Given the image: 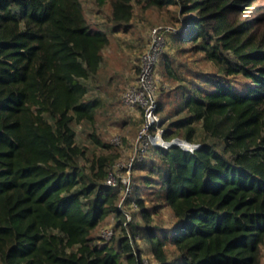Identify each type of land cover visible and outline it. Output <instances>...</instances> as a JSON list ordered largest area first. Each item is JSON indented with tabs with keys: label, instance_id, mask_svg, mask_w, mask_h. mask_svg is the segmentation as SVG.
<instances>
[{
	"label": "trees",
	"instance_id": "16d2710c",
	"mask_svg": "<svg viewBox=\"0 0 264 264\" xmlns=\"http://www.w3.org/2000/svg\"><path fill=\"white\" fill-rule=\"evenodd\" d=\"M91 1L0 0V264H142L145 251L154 264H262L264 0ZM135 1L174 5L165 43L213 69L182 74L160 55L163 136L198 147L151 145L126 194L123 174L106 182L120 151L95 132L88 94Z\"/></svg>",
	"mask_w": 264,
	"mask_h": 264
},
{
	"label": "rangeland",
	"instance_id": "374dc122",
	"mask_svg": "<svg viewBox=\"0 0 264 264\" xmlns=\"http://www.w3.org/2000/svg\"><path fill=\"white\" fill-rule=\"evenodd\" d=\"M87 2L91 6L92 1L87 0ZM175 10L174 5L162 9L152 7L143 10L135 1L130 27L126 31L120 29L114 33L110 44L103 51L104 59L99 76L94 77L90 83L91 90L88 97L97 96L101 103L96 118L95 132L103 140L110 142L119 149L120 155L116 159L115 168L119 167L118 174H123V178L127 174L123 165L136 152V138L143 123V115L139 110L140 108L124 104L121 95L124 88L134 83L138 77L139 71L137 72L136 66L140 67V58L150 41L152 29L173 25L170 22V17L175 14ZM93 11H96V8ZM101 16L102 14L94 12L92 17L94 20H98ZM168 39L170 40V38ZM185 46H188L187 49L185 47H183L185 49H182L181 45L177 46L175 41L170 40V48L165 43L162 53L169 48L168 53L174 63L184 66L181 69L182 74H186L187 67L213 69L209 61H204L201 58V53L189 50V44ZM179 49L183 51H179ZM160 55L155 70L157 78L164 84L162 89H166L169 87L170 81L159 71L162 70L163 66ZM161 127L164 128V124H161ZM76 130L79 142L89 143L91 128L85 124H80L76 127ZM140 193L147 196V198L150 197L148 189L147 191L141 190ZM113 223L112 218L107 221L108 226L113 225ZM145 252L142 253L143 257L149 258L147 252ZM262 264H264V248Z\"/></svg>",
	"mask_w": 264,
	"mask_h": 264
},
{
	"label": "built area",
	"instance_id": "2783aa9c",
	"mask_svg": "<svg viewBox=\"0 0 264 264\" xmlns=\"http://www.w3.org/2000/svg\"><path fill=\"white\" fill-rule=\"evenodd\" d=\"M170 27H155L150 34V41L147 48L141 55L139 74L136 81L130 84L121 95L124 104L135 106L143 111V123L136 138V152L123 166L126 176L123 178L118 174L119 167L108 173L106 182L111 185L117 183V177L121 176V180L125 184L126 194L130 190L131 184V166L135 159L141 158L151 145L169 147L171 145H179L185 150L193 151L198 147L196 143H190L180 137L163 138L164 129L161 127L160 117L157 111V91L160 87H164L163 82L157 78L155 65L160 53L165 46L166 32ZM135 207V203L131 204ZM112 234L109 226L101 230V235L108 239ZM142 264H154L147 257L142 258Z\"/></svg>",
	"mask_w": 264,
	"mask_h": 264
}]
</instances>
